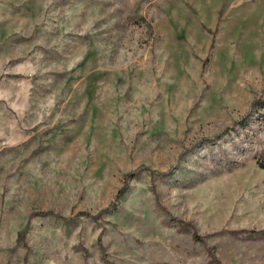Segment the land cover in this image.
<instances>
[{
	"label": "rangeland",
	"instance_id": "374dc122",
	"mask_svg": "<svg viewBox=\"0 0 264 264\" xmlns=\"http://www.w3.org/2000/svg\"><path fill=\"white\" fill-rule=\"evenodd\" d=\"M257 100L264 0H0V264H264Z\"/></svg>",
	"mask_w": 264,
	"mask_h": 264
},
{
	"label": "trees",
	"instance_id": "16d2710c",
	"mask_svg": "<svg viewBox=\"0 0 264 264\" xmlns=\"http://www.w3.org/2000/svg\"><path fill=\"white\" fill-rule=\"evenodd\" d=\"M256 102L258 103H262V106H264V101L263 100H257ZM255 104V102H254ZM237 123H241V126L246 125V121H244V119L238 120ZM253 158L257 164L258 167L260 168H264V147H261L259 150H256L253 154ZM181 225L186 226V229H188L187 226H191L188 222H181ZM246 233L249 235H255L258 234L259 236H261L262 238H264V229H260V230H246ZM193 237L195 239H201L200 236H198V234H196V232H192ZM212 255V253H211ZM211 262L212 263H219V261L217 260V258H215V256L213 255L211 258Z\"/></svg>",
	"mask_w": 264,
	"mask_h": 264
}]
</instances>
